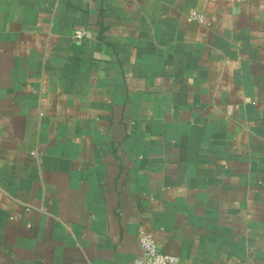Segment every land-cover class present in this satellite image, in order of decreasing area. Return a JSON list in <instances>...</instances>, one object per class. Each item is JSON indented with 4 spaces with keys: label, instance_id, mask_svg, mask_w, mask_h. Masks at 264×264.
Segmentation results:
<instances>
[{
    "label": "crops",
    "instance_id": "obj_1",
    "mask_svg": "<svg viewBox=\"0 0 264 264\" xmlns=\"http://www.w3.org/2000/svg\"><path fill=\"white\" fill-rule=\"evenodd\" d=\"M142 232L264 264V0H0V264H135Z\"/></svg>",
    "mask_w": 264,
    "mask_h": 264
},
{
    "label": "built area",
    "instance_id": "obj_2",
    "mask_svg": "<svg viewBox=\"0 0 264 264\" xmlns=\"http://www.w3.org/2000/svg\"><path fill=\"white\" fill-rule=\"evenodd\" d=\"M192 17L201 21V17L192 14ZM83 32H78L75 37H82ZM138 245L140 248V256L135 264H179V258L173 254L159 252L156 241L148 233H140L138 236Z\"/></svg>",
    "mask_w": 264,
    "mask_h": 264
}]
</instances>
